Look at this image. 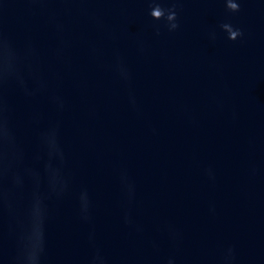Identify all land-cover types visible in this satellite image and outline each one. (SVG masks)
<instances>
[{
	"label": "water",
	"instance_id": "obj_1",
	"mask_svg": "<svg viewBox=\"0 0 264 264\" xmlns=\"http://www.w3.org/2000/svg\"><path fill=\"white\" fill-rule=\"evenodd\" d=\"M157 2L0 0V264H264V0Z\"/></svg>",
	"mask_w": 264,
	"mask_h": 264
},
{
	"label": "clouds",
	"instance_id": "obj_2",
	"mask_svg": "<svg viewBox=\"0 0 264 264\" xmlns=\"http://www.w3.org/2000/svg\"><path fill=\"white\" fill-rule=\"evenodd\" d=\"M226 8L231 12H239L240 5L237 0H225ZM150 16L153 20L166 21L167 27L169 31H174L179 27L176 23L177 13L175 7L172 8H163L157 0H152L151 8H150ZM221 28L224 32L227 33V38L231 41L237 40L239 37L243 35L242 31L238 28H233V26L229 23H224L221 25ZM3 153V143L0 142V156ZM84 211H87V206L85 205ZM34 216L37 221L33 235L35 237V241L30 243L28 247L24 249L20 256V264H40V256L44 251L43 247V230H42V214L39 207V202L37 203L34 209ZM85 219L87 216L85 215ZM126 222H128L126 217ZM232 250L229 249V255L226 257V261L231 259ZM91 264H106L104 258L97 254L92 258ZM169 264H172V261H169Z\"/></svg>",
	"mask_w": 264,
	"mask_h": 264
}]
</instances>
